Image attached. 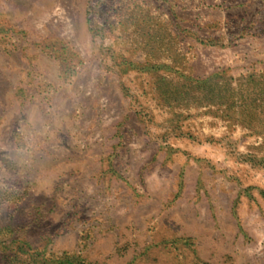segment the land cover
<instances>
[{"label":"rangeland","instance_id":"rangeland-1","mask_svg":"<svg viewBox=\"0 0 264 264\" xmlns=\"http://www.w3.org/2000/svg\"><path fill=\"white\" fill-rule=\"evenodd\" d=\"M250 98L264 0H0V264H264Z\"/></svg>","mask_w":264,"mask_h":264},{"label":"crops","instance_id":"crops-1","mask_svg":"<svg viewBox=\"0 0 264 264\" xmlns=\"http://www.w3.org/2000/svg\"><path fill=\"white\" fill-rule=\"evenodd\" d=\"M189 1L190 3H193V4H196L198 0H186V2ZM212 75V73H210ZM214 88L215 91H218V87H212L211 90ZM254 88V87H252ZM180 91V90H179ZM253 98H250V100H248V108H261V107H264V104L261 103L262 101H256V100H252ZM179 102L183 101L181 96L180 98L178 99ZM206 101V100H205ZM182 104L180 103L179 107L181 106ZM210 108L211 110L207 111L206 113L208 114L207 116H204V123L205 122H208V120L212 123L213 120H218L219 118V113L218 111L214 110L213 108V102H209V104H207L205 102V104H202V107L200 108ZM250 113H248V115L246 116V118L244 119V121H239L237 122L236 119L233 117V118H227L226 119V122H230L232 123L233 125H235L236 123H238L239 125H241V127H245L246 130H248V132H250L252 134V137L255 138V139H264V111L262 110L261 112V109L259 110L258 114H256L254 111H249ZM224 120V118H222ZM241 123V124H240ZM182 125H179V129L180 131L183 129H187V126H184V128L182 129L181 128ZM207 127L208 124H207ZM205 129V131L208 130V132L210 131L212 133V130L213 129H209L207 128ZM204 130V129H203ZM258 218H261V217H258Z\"/></svg>","mask_w":264,"mask_h":264}]
</instances>
